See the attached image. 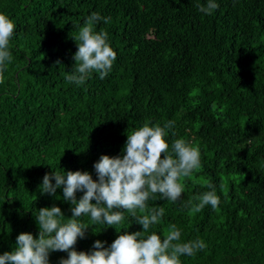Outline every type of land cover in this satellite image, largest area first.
Wrapping results in <instances>:
<instances>
[{"label":"trees","instance_id":"obj_1","mask_svg":"<svg viewBox=\"0 0 264 264\" xmlns=\"http://www.w3.org/2000/svg\"><path fill=\"white\" fill-rule=\"evenodd\" d=\"M214 2L208 15L196 7L207 0H0V13L16 25L13 59L0 74V255L21 233L38 238L39 209L55 205L72 218L63 188L41 192L46 174L86 171L98 180L99 158L122 156L128 129L150 120L174 121L169 150L185 139L201 164L181 179L178 201L160 194L146 201L165 210L148 233L163 240L175 224L180 242L203 240L181 264H264V0ZM93 12L111 18L95 29L108 33L117 58L104 79L93 71L83 85L69 83L72 38ZM208 183L218 206L191 212L186 202ZM80 219L88 229L78 252L143 231L128 212L118 225ZM61 258L67 253L53 252L49 262Z\"/></svg>","mask_w":264,"mask_h":264},{"label":"clouds","instance_id":"obj_2","mask_svg":"<svg viewBox=\"0 0 264 264\" xmlns=\"http://www.w3.org/2000/svg\"><path fill=\"white\" fill-rule=\"evenodd\" d=\"M196 7L201 13L211 15L219 5L207 0L206 6L197 4ZM101 19L107 24L111 18H102L93 12L72 38L78 51L73 57V70L66 75L69 83L83 85L93 71L100 79L109 74L117 54L107 42L108 33L95 29ZM15 27L12 19L0 13V74L13 59L9 44ZM173 125L174 121H168L164 127L158 123L151 126V121L146 120L143 126L128 129L123 155H102L94 164L98 180L86 171L46 174L41 192L55 195L58 188H63V199L73 205L72 218L65 219L61 208L55 205L39 209L35 215L38 238L31 233L19 234L15 249L0 255V264H50L49 256L53 252L67 253V258H61L59 264H181V256H193L204 249L206 245L201 239L180 242L181 231L175 224L168 226L163 240L155 232L148 233L165 210L163 207L149 210L146 201L154 199L155 194L171 202L178 201L184 190L181 179L191 176L201 164L199 148L185 139H176L169 150L166 129ZM207 187L209 191L186 202L191 212H200L207 205L213 209L218 206L214 186L208 183ZM77 192L84 193L79 200ZM137 210L146 214L138 215ZM125 212L142 225V232H123L107 248L97 240L91 252L75 250L78 239L85 238L88 229L80 219L82 216H89L94 225L111 226L120 224Z\"/></svg>","mask_w":264,"mask_h":264}]
</instances>
